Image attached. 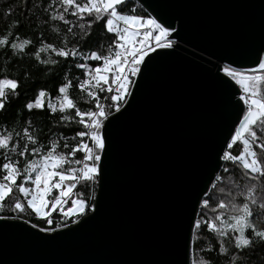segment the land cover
I'll use <instances>...</instances> for the list:
<instances>
[{"label": "snow or ice", "instance_id": "snow-or-ice-1", "mask_svg": "<svg viewBox=\"0 0 264 264\" xmlns=\"http://www.w3.org/2000/svg\"><path fill=\"white\" fill-rule=\"evenodd\" d=\"M34 10L39 16V21L29 17L34 39L12 31L0 36V213L6 204L11 213L0 214V221L20 220L36 230L33 235L45 234L39 239L54 240L61 235L58 229L74 231L70 225L79 228L96 218L101 204L96 189L108 177L117 151L108 131L110 117L124 115L133 78L141 75L148 53L172 47V26L151 14H135L132 0H40ZM101 22L112 34L110 42L99 50L84 49L80 37L86 41L93 24ZM238 47L247 63L230 62L222 71L239 86L241 114L217 153L209 181L214 191L206 188L197 195L183 237L177 205L175 243L179 251L183 245V259L176 264H245L247 253L264 245V41ZM25 60L34 61L32 71L49 77L64 69L61 83L55 95L36 89L12 119H5L21 96V79L4 73ZM72 68L81 74L74 76ZM32 71L23 70L24 83ZM73 78L80 102L70 91ZM45 114L49 134L42 139L32 118ZM71 123L79 127L70 136L53 131ZM80 189L91 195L84 197ZM54 212L61 217L55 226Z\"/></svg>", "mask_w": 264, "mask_h": 264}, {"label": "water", "instance_id": "water-1", "mask_svg": "<svg viewBox=\"0 0 264 264\" xmlns=\"http://www.w3.org/2000/svg\"><path fill=\"white\" fill-rule=\"evenodd\" d=\"M171 24V48L145 57L124 115L109 126L117 151L96 189V218L58 229L0 221V264H176L192 203L210 189L217 153L240 116L239 86L223 67L247 63L238 46L264 41V0H133ZM227 81V82H226ZM219 172L220 169H217ZM95 203V201H94ZM27 229V231H25ZM52 235H56L53 233Z\"/></svg>", "mask_w": 264, "mask_h": 264}, {"label": "trees", "instance_id": "trees-1", "mask_svg": "<svg viewBox=\"0 0 264 264\" xmlns=\"http://www.w3.org/2000/svg\"><path fill=\"white\" fill-rule=\"evenodd\" d=\"M40 3V0H0V36L5 35L6 33L18 32L21 37H29L35 38L36 29L31 27L33 21L29 19L31 16H36V20L39 21V16L37 15L35 6ZM9 7H11L10 14H6L8 12ZM132 7L135 8V14L147 16V14L140 8V6L132 0ZM29 9H33L29 11ZM19 21V26H15V22ZM50 41L56 40L51 34L46 33ZM112 34L105 33L103 29V24L94 23L91 29V36L85 39L83 36L80 37L79 43L83 46L84 49H92L99 50L98 46L103 43L105 46L110 42ZM3 56H0V63H3ZM34 61L25 60L23 64L17 67L14 71H10L9 73H4L5 75H12L13 78L19 77L21 79V96L13 103L11 110L5 119H12L16 115V110L20 108L27 100L31 99L36 89L45 88L48 89L53 95L56 94L57 85L61 83V76L63 74L64 69H60V74L53 75L51 77L47 75H43L39 71H32V66ZM11 67V66H10ZM27 68L32 71V75L29 78L27 83L23 82L22 72ZM73 75H80L81 70H77L72 68ZM76 80L73 78V87L70 90L72 96L80 102L82 93L75 87ZM103 95V94H101ZM104 100H101V103ZM104 103H110V101H104ZM81 110H84L85 105L80 103ZM36 126L42 129V139H47V135L49 134V117L45 114L42 117H33L32 118ZM79 126L75 123H71L60 128L53 129V131H63L65 134L69 136L71 133H74ZM52 139H56L55 136ZM70 144L73 143L71 139L68 141ZM221 171V170H220ZM82 195L84 197H88L91 195L90 191H84L80 189ZM214 190L210 187L209 193H212ZM90 203H94L90 201ZM3 215V213H0ZM9 215H11L9 213ZM53 221L54 225L61 223V217L58 212L53 213ZM33 222H37L33 217ZM41 226H47L41 224ZM194 258V257H193ZM245 264H264V245L257 246L254 250L249 251L245 257Z\"/></svg>", "mask_w": 264, "mask_h": 264}, {"label": "rangeland", "instance_id": "rangeland-1", "mask_svg": "<svg viewBox=\"0 0 264 264\" xmlns=\"http://www.w3.org/2000/svg\"><path fill=\"white\" fill-rule=\"evenodd\" d=\"M7 208H8V205L6 204V206H5V211L2 212L3 215H9L10 212L7 211ZM10 214H11V213H10ZM26 218H27V217H26Z\"/></svg>", "mask_w": 264, "mask_h": 264}, {"label": "built area", "instance_id": "built-area-1", "mask_svg": "<svg viewBox=\"0 0 264 264\" xmlns=\"http://www.w3.org/2000/svg\"><path fill=\"white\" fill-rule=\"evenodd\" d=\"M169 38H170V36H169ZM169 38H168V39H169ZM140 39H142V37H140ZM169 40L172 41V45L175 43L174 40H172V39H169ZM158 49H159V48H158ZM151 52H153V51H151ZM151 52H149V53H151ZM149 53H148V54H149ZM134 78H135V77H134ZM134 78H133V79H134ZM102 103H104V101H103Z\"/></svg>", "mask_w": 264, "mask_h": 264}]
</instances>
